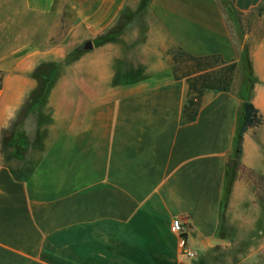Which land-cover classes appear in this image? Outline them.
<instances>
[{
	"label": "crops",
	"instance_id": "crops-1",
	"mask_svg": "<svg viewBox=\"0 0 264 264\" xmlns=\"http://www.w3.org/2000/svg\"><path fill=\"white\" fill-rule=\"evenodd\" d=\"M143 2L0 0V264H264V42L250 93L234 78L207 89L193 121L172 71L178 49L236 61L231 12L264 14V0H147L142 20ZM245 99L263 123L243 135L222 219Z\"/></svg>",
	"mask_w": 264,
	"mask_h": 264
},
{
	"label": "trees",
	"instance_id": "trees-1",
	"mask_svg": "<svg viewBox=\"0 0 264 264\" xmlns=\"http://www.w3.org/2000/svg\"><path fill=\"white\" fill-rule=\"evenodd\" d=\"M235 13L234 10L231 12ZM236 61L225 62L219 55L195 56L182 49L172 54V71L176 79H185L188 83V94L183 110V119L193 121L199 111L200 100L207 89L229 91L236 70ZM245 90V89H244ZM249 93L248 91H246ZM39 92L33 99H39ZM263 123V117L254 104L245 99L242 101L238 114V125L233 138V156L226 167L223 187L222 204L227 200L232 183L236 176L239 155L242 153V141L245 131ZM17 137L11 134L3 135V143L15 144ZM14 173V169L10 167ZM221 204V207H222Z\"/></svg>",
	"mask_w": 264,
	"mask_h": 264
},
{
	"label": "rangeland",
	"instance_id": "rangeland-1",
	"mask_svg": "<svg viewBox=\"0 0 264 264\" xmlns=\"http://www.w3.org/2000/svg\"><path fill=\"white\" fill-rule=\"evenodd\" d=\"M147 0H144L142 4V9L138 13V17L142 20L145 18V3ZM232 22V29L235 35L239 38V43L243 44V49L238 59L236 60V70L234 73V79L237 84L250 93L253 87V78H252V59L251 55L253 51H256L261 44L264 42V14L257 13L253 11L247 15L237 14L236 12L230 16ZM145 27V26H139ZM253 192H257L260 199V206L257 211V219L255 227L258 229H264V175L262 177H254L252 181ZM226 210V201L223 202L221 207V217L224 218ZM224 221V220H223ZM254 242V241H252ZM251 245L249 242L246 243L244 247H249ZM240 248L234 251H227L219 256L223 261H237L241 254L239 255L238 251Z\"/></svg>",
	"mask_w": 264,
	"mask_h": 264
},
{
	"label": "built area",
	"instance_id": "built-area-1",
	"mask_svg": "<svg viewBox=\"0 0 264 264\" xmlns=\"http://www.w3.org/2000/svg\"><path fill=\"white\" fill-rule=\"evenodd\" d=\"M171 230L176 233L180 240V254L186 257H195L196 251L189 247L185 237V227L179 219H174L171 223Z\"/></svg>",
	"mask_w": 264,
	"mask_h": 264
},
{
	"label": "water",
	"instance_id": "water-1",
	"mask_svg": "<svg viewBox=\"0 0 264 264\" xmlns=\"http://www.w3.org/2000/svg\"><path fill=\"white\" fill-rule=\"evenodd\" d=\"M83 48H85V49H90V48H92V43H91V41H86L85 43H84V45H83Z\"/></svg>",
	"mask_w": 264,
	"mask_h": 264
}]
</instances>
